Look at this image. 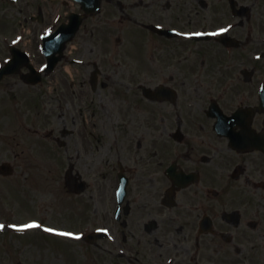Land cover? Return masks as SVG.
<instances>
[{"label":"flooded vegetation","instance_id":"flooded-vegetation-1","mask_svg":"<svg viewBox=\"0 0 264 264\" xmlns=\"http://www.w3.org/2000/svg\"><path fill=\"white\" fill-rule=\"evenodd\" d=\"M55 2L45 33L67 18L65 0ZM112 2L117 10L111 6L105 18L123 31L117 45L138 41L169 62L166 69L185 70L167 72L168 83H159L173 90L172 102L136 98L149 103L140 110L145 119L133 121L147 136L111 141L112 171L127 177V194L119 218L112 200L103 220L110 236L96 240L87 264H264V12L257 0ZM8 4L14 5L0 0L6 10ZM26 5L34 10L31 22L49 17L51 0ZM96 15L84 18L82 31H94L101 22ZM195 33L210 35L192 38ZM23 45L41 56L38 40L37 53ZM4 48L0 61L11 54L9 42ZM84 64L99 68L94 60ZM85 69L79 78L88 89ZM190 89L201 98L189 97Z\"/></svg>","mask_w":264,"mask_h":264},{"label":"rangeland","instance_id":"rangeland-1","mask_svg":"<svg viewBox=\"0 0 264 264\" xmlns=\"http://www.w3.org/2000/svg\"><path fill=\"white\" fill-rule=\"evenodd\" d=\"M55 1L51 0L49 17L43 24L29 21L28 15L34 10L26 5V0L6 5L12 7L9 10L0 5V20L5 15L7 24H11L8 29L0 21L2 51H5V41L23 34V44L32 53L36 52L37 34L57 7L59 2ZM111 6L117 10L114 2L104 3L96 15L101 22L92 26L94 31L80 30L65 49L66 59L84 56L88 61L94 60L102 71L100 81L108 83L105 88L99 85L91 92L83 85L80 87L79 69L86 68L82 77L88 80L91 67L78 68L69 64V59L61 62L35 88L15 75L0 83V163L9 161L13 167L7 178L0 176V219L59 230L61 227L79 229L84 225L92 228L102 225L100 219L106 220L107 213L110 216L116 182L112 165L116 161L111 162L108 147L113 140L121 142L127 137L147 136L145 129L133 122L145 119L140 110L149 104L135 102L141 96L138 86L168 83L167 72L185 70V65L173 71L166 69L169 62L157 59L154 49L147 52L146 48L147 55L143 56L144 49L138 41L136 45L132 42L117 45L116 38L123 31L116 25H108L105 17ZM257 8L263 14L264 0H257ZM63 9L67 15L76 6L68 3ZM90 28V25L85 27ZM33 59L36 64L43 60L38 54ZM260 68L264 71V63ZM187 94L201 98L192 89ZM162 113L167 111L163 109ZM122 120L129 121V127L117 124ZM63 127L72 129V134L63 137ZM59 139L66 141L64 146L58 144ZM70 162L86 183L85 191L79 196L69 192L65 184L64 172ZM111 224L117 227L114 222ZM4 231L9 230L3 228L0 232V264H87L95 251L89 244L73 249L74 244L66 243V246L61 238L44 237L36 228L14 236L1 234ZM68 246L77 251L76 256L67 254L65 247Z\"/></svg>","mask_w":264,"mask_h":264},{"label":"snow or ice","instance_id":"snow-or-ice-1","mask_svg":"<svg viewBox=\"0 0 264 264\" xmlns=\"http://www.w3.org/2000/svg\"><path fill=\"white\" fill-rule=\"evenodd\" d=\"M223 31H227V29H224ZM197 35H199V33H197ZM213 35H215V33H213ZM4 227H5L4 225H0V230H2ZM10 227H14L15 228L16 226L12 225ZM38 227H40V225H38L36 223H31V224L24 225L22 228H20L18 230L22 231V230L27 229V228H38ZM44 231H46V232H55L54 229H50V228H46V229H44ZM56 235L67 236V237L73 236V234L70 233V232H56ZM74 239L79 240L80 236H75Z\"/></svg>","mask_w":264,"mask_h":264},{"label":"water","instance_id":"water-1","mask_svg":"<svg viewBox=\"0 0 264 264\" xmlns=\"http://www.w3.org/2000/svg\"><path fill=\"white\" fill-rule=\"evenodd\" d=\"M78 1H80L84 6H87L90 2L91 10H96L98 8L99 2H100V0H78ZM87 8H89V7H87ZM69 38L70 37H68L67 39H69ZM62 45H63V43H62ZM9 170H10V168L8 166H1L0 167V171H2V172H8Z\"/></svg>","mask_w":264,"mask_h":264}]
</instances>
